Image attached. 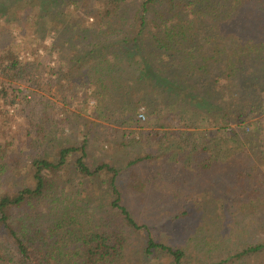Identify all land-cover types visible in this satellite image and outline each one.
<instances>
[{
    "label": "trees",
    "instance_id": "trees-1",
    "mask_svg": "<svg viewBox=\"0 0 264 264\" xmlns=\"http://www.w3.org/2000/svg\"><path fill=\"white\" fill-rule=\"evenodd\" d=\"M2 6L26 8L39 39L53 35L54 43L34 63L8 59L0 98L16 101L19 83L33 85L45 69L65 103L85 97L98 119L143 107L149 138L160 146L128 163L127 180L107 163L92 169L85 140L60 144L54 160L33 159L35 185L0 194V264H148L159 254L173 264H264L261 206L245 199L221 214L214 199L213 210L200 215L181 189L188 178L198 188L214 187V167L226 153L247 156L255 149L264 160V0H0ZM33 97L22 98L21 107L37 129L43 113L37 110L49 100L38 92ZM74 155L78 186L102 179L104 188L98 208L83 218L77 206L59 211L58 179ZM144 163L150 172H141ZM169 164L182 170L181 178L157 185L167 181ZM167 217L193 221L184 228L191 230L187 248L157 241L155 229ZM142 234L147 242L138 251L133 246ZM134 250L138 262L130 261Z\"/></svg>",
    "mask_w": 264,
    "mask_h": 264
},
{
    "label": "rangeland",
    "instance_id": "rangeland-1",
    "mask_svg": "<svg viewBox=\"0 0 264 264\" xmlns=\"http://www.w3.org/2000/svg\"><path fill=\"white\" fill-rule=\"evenodd\" d=\"M14 8L9 10L10 8L6 6L0 7V90L4 88L6 78L3 70L4 66L10 64L9 58H17L21 64L34 63L51 53L54 43L53 35L47 36L44 40L39 39L33 26L34 21L26 18V8L23 11ZM57 61L56 54L52 55V68L57 66ZM43 71L42 76H34L33 85L19 83L18 86L23 90V94L16 101L0 98V171L2 170L0 194L9 187H33L35 183L30 174V164L33 159L46 157L54 160L56 149L60 144L75 147L82 145L84 140L88 141L87 162L89 166L94 169L102 163H107L123 170L122 180L128 179L130 171L125 170L130 161L148 153H154L158 145L160 146L155 140L149 138L147 133L151 130L147 124L149 116L143 107H140L135 114L110 113L106 119H98L94 114L96 107L94 102L84 97L76 99L75 102L67 100L65 103L59 86H52L48 83L55 77L47 75L45 69ZM29 78L31 79L32 76ZM35 83H37L36 86ZM34 92L47 98L50 103H44L41 109L37 110L43 112L42 115H37V120L41 122L37 129L33 128L21 107L22 98L28 97V100L33 101ZM141 110L146 115L145 121L138 119ZM247 151L249 152L247 156L238 153L221 155V163L214 167V171H217L214 174L217 179L214 187L201 189L194 184L192 178L184 181L181 189L186 192L187 197L196 201L195 206L202 208L200 215H208L210 210H213V205L209 204L214 199H219L221 202L223 207L221 214L229 213L230 208L239 207L245 199L252 200L257 206H261L256 212L259 216L264 214L263 155L259 150ZM77 158L78 155L70 158L71 167L68 174L58 179L60 191L57 195L62 200L59 204V211L62 207L73 210L77 206V212L83 218L88 212H93L94 207L98 208V203L103 200L104 188L101 183L102 179L86 180L83 181L86 185L78 186L80 177L73 167ZM158 166L160 167V164ZM171 166L168 168L167 181L158 180L157 185L161 183L165 185L168 182L169 186H173V182L181 178L182 170ZM150 170V164H141V172H150ZM237 172H242L245 176L242 179L236 178ZM249 174L252 177H249ZM122 180H120V185L124 186ZM157 190L164 192V188L160 186L154 189V191ZM217 190H220V193H217ZM198 191L201 193L198 194ZM173 210V215H176L178 212L176 209ZM191 211H193L192 208ZM172 222L170 217L160 221L155 229L157 241L171 247L187 248L189 243L186 241V232L191 230L184 232V228L193 227V221L184 224ZM164 226L166 229H162ZM146 239L145 234L137 237L133 248H138L139 245L144 246ZM228 245L233 247L232 244L228 243ZM191 249L193 248L189 250ZM136 253L134 250L131 254V262L139 261L140 255L134 257ZM157 258V260L149 261L148 264H173L172 259L164 254H159Z\"/></svg>",
    "mask_w": 264,
    "mask_h": 264
},
{
    "label": "built area",
    "instance_id": "built-area-1",
    "mask_svg": "<svg viewBox=\"0 0 264 264\" xmlns=\"http://www.w3.org/2000/svg\"><path fill=\"white\" fill-rule=\"evenodd\" d=\"M139 118H140L142 121H145V120H146V115H145V113H144L143 110H141L140 115H139Z\"/></svg>",
    "mask_w": 264,
    "mask_h": 264
}]
</instances>
